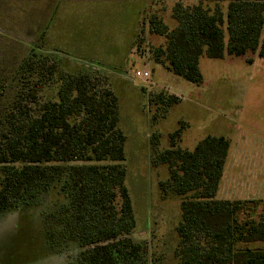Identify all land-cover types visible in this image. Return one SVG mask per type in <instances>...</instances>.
<instances>
[{"label":"trees","instance_id":"obj_1","mask_svg":"<svg viewBox=\"0 0 264 264\" xmlns=\"http://www.w3.org/2000/svg\"><path fill=\"white\" fill-rule=\"evenodd\" d=\"M170 19L172 26L149 17L150 33L164 39L152 61L191 84H203L201 56L264 59V0L176 3ZM34 55L19 69L38 73ZM44 69L55 72L54 65ZM179 102L164 92L148 98L161 116ZM181 131L170 134L164 150L158 134L149 139L150 159L167 168L161 191L180 199L177 264H264V199H216L230 141L207 135L187 150L175 143ZM126 140L118 98L98 72L61 73L56 98L42 103L37 88L22 84L0 115V216L38 206L55 190L60 201L40 213L51 251L74 244L78 252L69 264H148L145 248L131 238L136 221L125 184Z\"/></svg>","mask_w":264,"mask_h":264},{"label":"rangeland","instance_id":"obj_2","mask_svg":"<svg viewBox=\"0 0 264 264\" xmlns=\"http://www.w3.org/2000/svg\"><path fill=\"white\" fill-rule=\"evenodd\" d=\"M199 1L0 0V115L22 84L37 88L42 103L56 98L61 73L98 72L118 98L119 127L127 137L125 184L136 221L131 238L145 248L148 264H177L180 219V199L160 189L167 168L150 159L152 134L159 135V150L170 146L179 127L175 143L187 150L207 135L226 137L230 156L216 199H264V59L256 53L201 56V86L152 61L164 39L150 33L149 17L157 14L172 26L174 4ZM30 53L38 73L19 69ZM50 65L52 74L44 69ZM136 70L149 71L150 78L135 77ZM159 92L180 100L164 116L148 103ZM59 199L53 190L38 206L0 216V264H69L75 258L74 244L58 252L44 240L40 213Z\"/></svg>","mask_w":264,"mask_h":264},{"label":"built area","instance_id":"obj_3","mask_svg":"<svg viewBox=\"0 0 264 264\" xmlns=\"http://www.w3.org/2000/svg\"><path fill=\"white\" fill-rule=\"evenodd\" d=\"M135 77H142V78H145V79H149L150 78V73L149 71L147 70H136L135 71Z\"/></svg>","mask_w":264,"mask_h":264},{"label":"crops","instance_id":"obj_4","mask_svg":"<svg viewBox=\"0 0 264 264\" xmlns=\"http://www.w3.org/2000/svg\"><path fill=\"white\" fill-rule=\"evenodd\" d=\"M181 147V146H180ZM228 156H230V147H229V152H228ZM228 156H227V160H226V163H225V167L227 166L229 159H228ZM230 158V157H229ZM225 167H224V170H223V174H222V177H221V181L219 183V185L221 184L222 185V180H223V177H224V173H225ZM233 200V199H232ZM241 200H248V199H241Z\"/></svg>","mask_w":264,"mask_h":264}]
</instances>
